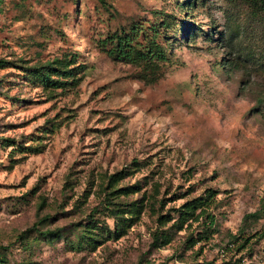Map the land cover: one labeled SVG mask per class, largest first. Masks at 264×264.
Returning <instances> with one entry per match:
<instances>
[{
  "label": "rangeland",
  "instance_id": "rangeland-1",
  "mask_svg": "<svg viewBox=\"0 0 264 264\" xmlns=\"http://www.w3.org/2000/svg\"><path fill=\"white\" fill-rule=\"evenodd\" d=\"M159 19L169 23L157 38L167 59L155 80L99 45L132 22ZM70 54L86 67L63 87L23 70ZM0 57L13 61L0 67V137L16 143L0 138V264H192L212 255L207 241L190 242L205 225L220 239L241 233L264 244L257 5L0 0ZM18 143L42 150L22 153ZM211 192L203 212L182 213ZM115 207L132 217L116 237ZM46 228L61 235L44 236ZM86 228L96 240L79 245Z\"/></svg>",
  "mask_w": 264,
  "mask_h": 264
},
{
  "label": "trees",
  "instance_id": "trees-1",
  "mask_svg": "<svg viewBox=\"0 0 264 264\" xmlns=\"http://www.w3.org/2000/svg\"><path fill=\"white\" fill-rule=\"evenodd\" d=\"M103 1V0H102ZM251 4H255L259 9L264 10V0H249ZM159 19L153 23L146 22H132L129 27H121L120 29L114 30L112 33L107 35L105 38L99 40V45L101 48L113 59L123 60L125 62L132 63L140 69V77L145 78L146 80H155L159 75V65L162 61L167 59L166 55V46L157 41L159 34H161V28H166L168 26V20ZM162 24V26L160 25ZM191 31V30H190ZM194 32V31H193ZM192 33V31H191ZM12 60L0 57V67L8 66L13 64ZM86 65L81 62H77L74 54L65 55L63 57H55L50 60H46L43 63H36L35 65L24 67L23 70L27 72L28 78L33 81H38L40 84L44 85L47 88H57L63 87L66 83L72 82L73 80L78 81L81 75H78L84 70ZM48 130H52V127H48ZM46 131V130H45ZM2 140H5V144L11 145L16 144L14 138L9 137H0ZM22 153H31L39 152L42 150V145L39 143L35 144H17L16 147ZM116 173L110 176L113 177ZM117 180V178H111ZM112 189L109 193H113ZM197 196L186 201L184 203L183 214H193L195 209L201 208L202 212L204 211V206L208 205L209 195ZM135 202H133V207L130 209L131 213L136 211ZM112 214L116 217L115 228L112 231L114 236H119L125 232L126 226L129 224V221L132 217H125L120 213L118 207L111 209ZM257 214V213H255ZM118 217V218H117ZM127 222V223H126ZM205 230L199 231L196 237L191 238V244L202 241L204 244L205 241H208L209 238L213 235V232H209L204 226ZM87 231V233L85 232ZM85 231L81 233L78 238V244L81 245L82 242L94 243L96 240V235L93 230L86 228ZM110 231V229H109ZM49 238L60 236L61 232L58 228L48 229L40 231ZM254 236L252 235H242L241 233H234L229 238L233 240H241V244H246ZM261 236L257 237L254 240L255 243L260 241ZM208 239V240H207ZM205 240V241H204ZM165 239L164 242H166ZM206 243V242H205ZM203 245H199L195 249L194 256H198L202 253ZM6 259L0 253V261L4 262ZM212 260L205 261L204 264H210ZM199 264V263H192Z\"/></svg>",
  "mask_w": 264,
  "mask_h": 264
},
{
  "label": "built area",
  "instance_id": "built-area-1",
  "mask_svg": "<svg viewBox=\"0 0 264 264\" xmlns=\"http://www.w3.org/2000/svg\"><path fill=\"white\" fill-rule=\"evenodd\" d=\"M207 245L211 247L212 255L206 259L199 258L196 263L212 260L210 264H264V244L260 241L249 240L241 244L239 240L217 238L213 233Z\"/></svg>",
  "mask_w": 264,
  "mask_h": 264
}]
</instances>
